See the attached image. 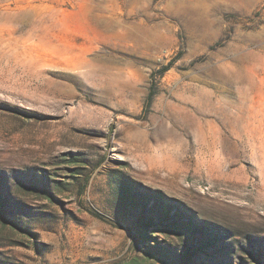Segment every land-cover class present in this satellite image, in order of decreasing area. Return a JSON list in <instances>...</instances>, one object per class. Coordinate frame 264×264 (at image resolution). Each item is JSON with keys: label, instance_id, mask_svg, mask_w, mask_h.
I'll list each match as a JSON object with an SVG mask.
<instances>
[{"label": "rangeland", "instance_id": "374dc122", "mask_svg": "<svg viewBox=\"0 0 264 264\" xmlns=\"http://www.w3.org/2000/svg\"><path fill=\"white\" fill-rule=\"evenodd\" d=\"M0 264H264V0H0Z\"/></svg>", "mask_w": 264, "mask_h": 264}, {"label": "bare ground", "instance_id": "6f19581e", "mask_svg": "<svg viewBox=\"0 0 264 264\" xmlns=\"http://www.w3.org/2000/svg\"><path fill=\"white\" fill-rule=\"evenodd\" d=\"M208 130H209V127H208ZM210 134L211 136L214 138V141H215V145H216V148L218 150V153H222L223 149H224V145H225V141L226 139L223 138L222 140V133H221V130L216 127V126H212L211 130H210ZM231 140V139H230ZM260 147L262 148L263 146L260 145Z\"/></svg>", "mask_w": 264, "mask_h": 264}, {"label": "trees", "instance_id": "16d2710c", "mask_svg": "<svg viewBox=\"0 0 264 264\" xmlns=\"http://www.w3.org/2000/svg\"><path fill=\"white\" fill-rule=\"evenodd\" d=\"M165 217L166 218H170L171 220H174V225H176V226H178V225H180L179 223H178V221H179V216H176V215H174V216H170L169 215V213H167V215H165ZM144 219V218H143ZM154 218H146L145 220H146V224H150V222H153V221H155V224H158V222L156 221V220H158V219H155V220H153ZM181 226V225H180ZM179 232H181V229H179ZM144 237H146V238H149V236L147 235V233L145 232V233H141ZM189 237V236H188ZM150 248H153L151 245L149 246ZM187 250H188V254H190V253H194V252H197L198 251V247H193V245L192 244H190L189 245V247L187 248ZM187 256V255H186Z\"/></svg>", "mask_w": 264, "mask_h": 264}]
</instances>
